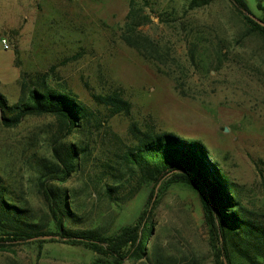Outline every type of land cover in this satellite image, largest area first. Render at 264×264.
Segmentation results:
<instances>
[{
	"label": "rangeland",
	"instance_id": "1",
	"mask_svg": "<svg viewBox=\"0 0 264 264\" xmlns=\"http://www.w3.org/2000/svg\"><path fill=\"white\" fill-rule=\"evenodd\" d=\"M128 1L0 0V36L8 44L7 50L0 44V94L7 103L18 102L23 80L31 86L37 75L46 74L51 87L70 90L106 121L101 134L88 140L73 134L66 140L90 142L86 160L63 185L47 182L67 191L74 215L68 227L109 236L134 224L146 206L150 187L112 203L104 194L110 181L100 178L103 165L122 150L105 131L133 145L131 124L199 141L242 188L247 208L264 210V38L249 31L228 0L187 14L185 0H150V23L141 31L171 57L167 66H157L120 40ZM247 2L259 16L255 2ZM191 44L197 50L195 65L189 60ZM113 91L129 102L128 116L109 117L92 98ZM54 126L51 117H28L10 129L0 124V176L42 224L49 213L37 181V160H50L46 138ZM150 218L148 246L161 247L178 264H215L192 192L170 188ZM0 264H93V256L59 242L27 243L0 250Z\"/></svg>",
	"mask_w": 264,
	"mask_h": 264
},
{
	"label": "trees",
	"instance_id": "2",
	"mask_svg": "<svg viewBox=\"0 0 264 264\" xmlns=\"http://www.w3.org/2000/svg\"><path fill=\"white\" fill-rule=\"evenodd\" d=\"M219 0H185V14L210 6ZM251 33L264 38V27L248 14L264 23V0H253L259 16L252 13L247 0H228ZM150 0H129L128 11L120 28L122 43L135 50L144 60L167 66L169 53L157 41L142 33L150 23L146 12ZM196 45L189 48V60L195 65ZM46 74L34 78L31 86L23 80L20 98L9 105L0 94V124L16 128L28 117H51L55 126L47 133L49 159H38L37 181L46 200L49 221L38 222L21 197H15L10 186L0 176V250L7 251L19 244L37 247L45 243H63L80 247L93 256V264H178L175 256L148 241L152 233L150 215L160 198L172 187L192 192L198 199L207 230L209 247L215 264H264V210L247 208L242 188L209 156L199 141L184 140L170 133L139 130L135 124L129 133L135 141L124 145L114 134L108 136L112 145L120 146L105 163L100 178L109 179L104 194L112 203L130 200L141 188L150 187L146 206L134 224L120 227L109 236L98 229L82 230L68 227L74 215L67 201V191L58 186H47L53 181L63 185L85 162L90 142L72 144L66 140L73 134L88 140L100 132L106 121L97 112L80 102L70 90L51 87ZM32 81H30L31 83ZM97 106L109 117L129 115L130 104L119 91L93 95ZM119 149V148H117ZM264 193V180H262ZM128 191L126 197L122 192ZM121 191V192H120ZM155 197V198H154ZM154 198V200H153ZM53 236L50 241L33 238Z\"/></svg>",
	"mask_w": 264,
	"mask_h": 264
},
{
	"label": "water",
	"instance_id": "3",
	"mask_svg": "<svg viewBox=\"0 0 264 264\" xmlns=\"http://www.w3.org/2000/svg\"><path fill=\"white\" fill-rule=\"evenodd\" d=\"M248 16L253 20L255 21L257 24H259L260 26L264 27V23H262L259 19L255 18L253 15H250L248 14ZM155 198V197H154ZM153 198V200H154ZM51 238H54V239H57V237H53V236H43L41 238H33V239H30V241H34V240H37V239H41V240H49ZM224 264H226V262L224 261Z\"/></svg>",
	"mask_w": 264,
	"mask_h": 264
},
{
	"label": "built area",
	"instance_id": "4",
	"mask_svg": "<svg viewBox=\"0 0 264 264\" xmlns=\"http://www.w3.org/2000/svg\"><path fill=\"white\" fill-rule=\"evenodd\" d=\"M0 44L2 45L4 50L8 49V44H7V40L5 37L0 36Z\"/></svg>",
	"mask_w": 264,
	"mask_h": 264
}]
</instances>
